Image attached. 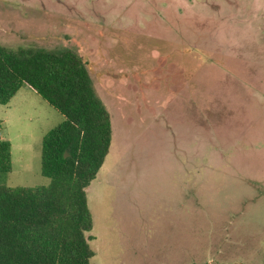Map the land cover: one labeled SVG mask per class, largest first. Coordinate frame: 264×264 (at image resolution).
Returning <instances> with one entry per match:
<instances>
[{"label":"rangeland","instance_id":"1","mask_svg":"<svg viewBox=\"0 0 264 264\" xmlns=\"http://www.w3.org/2000/svg\"><path fill=\"white\" fill-rule=\"evenodd\" d=\"M171 18L211 51L196 83L149 39ZM0 44L77 51L110 113L91 264H264V0H0ZM61 119L27 86L0 104V184H48L41 138Z\"/></svg>","mask_w":264,"mask_h":264},{"label":"trees","instance_id":"2","mask_svg":"<svg viewBox=\"0 0 264 264\" xmlns=\"http://www.w3.org/2000/svg\"><path fill=\"white\" fill-rule=\"evenodd\" d=\"M162 25L150 41L166 54L194 60L196 83L203 64L213 60L201 47L202 30L176 18ZM23 86L62 119L41 138L40 171L48 184H0V264H91L94 250L86 233L93 223L86 188L111 145L110 113L95 92L87 61L70 48L0 44V104ZM10 169V143L0 139V173Z\"/></svg>","mask_w":264,"mask_h":264}]
</instances>
